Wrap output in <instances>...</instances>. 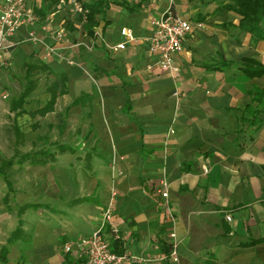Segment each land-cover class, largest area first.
<instances>
[{"label": "crops", "instance_id": "0c3cea01", "mask_svg": "<svg viewBox=\"0 0 264 264\" xmlns=\"http://www.w3.org/2000/svg\"><path fill=\"white\" fill-rule=\"evenodd\" d=\"M130 2L135 11L112 6L90 37L67 2L52 12L45 0H28L39 21L20 28L0 54V122L12 119L16 141L17 125L26 154L56 159L13 166L19 208H37L21 218L19 208L13 217L0 212V264H85L64 247L91 237L113 199L115 226L106 239L123 254L169 263L158 258L175 231L179 264H264V113L255 119L251 112L263 108L255 89L264 90V76L251 79L242 66L245 59L264 65V41L239 28L241 16L224 10L229 0ZM170 7L193 26L174 57L178 76L163 73L149 52L152 23ZM123 43L126 49H114ZM48 48L56 50L52 57ZM28 64L52 74L34 71L38 88L16 118L11 105L26 88ZM63 78L67 94L53 112L33 118L50 103V85ZM84 94L91 100L75 106ZM58 145L75 152L61 154ZM164 177L174 220L156 192ZM20 220L23 236L9 243Z\"/></svg>", "mask_w": 264, "mask_h": 264}, {"label": "built area", "instance_id": "2783aa9c", "mask_svg": "<svg viewBox=\"0 0 264 264\" xmlns=\"http://www.w3.org/2000/svg\"><path fill=\"white\" fill-rule=\"evenodd\" d=\"M70 13L76 17L80 28L84 29L88 11L84 7L83 0H68ZM39 21L33 10L29 8L28 0H0V54L10 49V41L23 26L32 25ZM152 35L149 38V52L158 56V65L163 73L179 75V69L175 66L174 57L181 53L187 38L193 33L192 24L179 17L172 7L168 8L162 15L152 23ZM122 36L129 42H134L132 31L124 29ZM55 36L61 40L65 36L64 30L55 32ZM96 36H99L96 34ZM35 40V39H34ZM115 50L126 49V43L119 44ZM56 50L47 49V57H52ZM4 100L7 96L3 97ZM208 174L209 170L204 169ZM157 194L160 196V206L168 220H174V209L170 204V183L166 177L159 182ZM115 214V200L113 199L104 209L99 225L88 239H79L65 245L66 253H78L86 258L85 264H147L151 260L129 254L119 255L113 251L106 234L115 226L113 217ZM228 222H232V216L227 215ZM171 245L169 251L158 261H168L170 264H179V249L181 242L175 231L169 233Z\"/></svg>", "mask_w": 264, "mask_h": 264}, {"label": "trees", "instance_id": "16d2710c", "mask_svg": "<svg viewBox=\"0 0 264 264\" xmlns=\"http://www.w3.org/2000/svg\"><path fill=\"white\" fill-rule=\"evenodd\" d=\"M62 1L67 2L68 0H45L47 3L48 9L50 11H55L57 7L61 4ZM209 1H218V0H209ZM232 2V5H227L224 7V10L227 11H234L237 14L241 16L240 20V26L241 30H243L245 33H248L255 39L256 41H264V0H229ZM84 7L88 11L87 21L85 24V30L87 34L90 37H93L95 35V30L100 26L101 22H105L108 17V12L111 9L112 6H117L120 8H124L130 12L135 11L136 7L131 6L130 0H83ZM67 28L75 32L70 20L68 19ZM243 66V72L245 75L250 77L251 79L259 78L264 76V65L261 64L256 59H245L242 61ZM27 68V85L23 93L20 95V97L16 100L12 101L11 105V111L16 114V118L21 116L25 113L24 111V105L25 100L38 88L39 81L36 80L33 76V73L35 70L40 69L43 72H48L49 74H52L50 70L45 67H37L31 64L26 65ZM66 78H63V84L60 85L58 83H52L50 87L48 88V91L50 92L52 98L48 106L38 112L34 113L32 115L33 118L37 116H45L48 113H51L54 111L55 104L58 100V98L64 96L67 94V87H66ZM255 102L260 104H263V108H259L258 111L254 112L251 111L254 118H257V115H260L261 113H264V90H260L259 88L255 89ZM91 100V96L88 94H84L79 100L75 102V106L77 105H84L85 100ZM259 122V121H257ZM37 128V127H35ZM16 137H17V146L20 144L22 145L24 141V136L20 133L18 130L17 125L14 127ZM59 152L61 154L66 152L74 153V149L69 146H57ZM92 154L87 155L86 161L89 162L92 158ZM50 158V159H47ZM16 161L24 162V161H31L34 165L38 166H44L50 162H56L55 156L51 154H45L42 153V151L30 153V154H21L19 152L15 153V157H13L10 160H1L0 165V177L3 179V181L6 184V187L8 189L9 194L14 192L13 184L11 182V171L13 166L15 165ZM6 202L8 201V197L5 198ZM32 208H37L32 205H26L19 208V217L21 218L23 214ZM23 222L20 220L18 228L13 233L12 237L10 238L9 243L17 242L20 240L23 236ZM260 243H264V239L259 241ZM258 244V243H256ZM113 251L116 252L119 255L123 254V251L119 248L117 245L114 246ZM2 259L3 261L6 260L7 257V249H2ZM169 264V263H166Z\"/></svg>", "mask_w": 264, "mask_h": 264}, {"label": "rangeland", "instance_id": "374dc122", "mask_svg": "<svg viewBox=\"0 0 264 264\" xmlns=\"http://www.w3.org/2000/svg\"><path fill=\"white\" fill-rule=\"evenodd\" d=\"M13 128V121L12 119L10 120L9 118H5V120L0 122V165H1V160H10L13 157H15V153L19 152L21 154H26L23 150V144L18 145L19 150L15 151L14 149V144L18 143L15 140L14 134L12 132ZM17 145V144H16ZM18 149V148H17ZM11 182L13 184V189L14 186L17 184H20L19 182L15 181L11 173ZM8 197V201L6 202L5 198ZM19 202L17 200V197L15 196V193L13 192L12 194L8 192V189L6 187L5 182L3 179L0 177V212L4 213H9L10 217H13L16 215L17 210L19 208L17 203Z\"/></svg>", "mask_w": 264, "mask_h": 264}]
</instances>
